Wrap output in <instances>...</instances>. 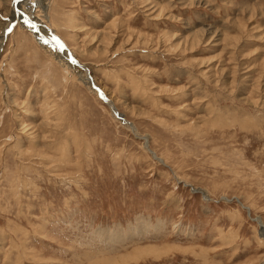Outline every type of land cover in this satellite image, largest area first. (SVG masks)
<instances>
[{"label": "rangeland", "instance_id": "rangeland-1", "mask_svg": "<svg viewBox=\"0 0 264 264\" xmlns=\"http://www.w3.org/2000/svg\"><path fill=\"white\" fill-rule=\"evenodd\" d=\"M17 1L0 0V264H262L264 0Z\"/></svg>", "mask_w": 264, "mask_h": 264}, {"label": "bare ground", "instance_id": "bare-ground-1", "mask_svg": "<svg viewBox=\"0 0 264 264\" xmlns=\"http://www.w3.org/2000/svg\"><path fill=\"white\" fill-rule=\"evenodd\" d=\"M37 2H35L36 3V6H35V8H34V12L36 11V12H41V14L43 15V13L45 12V11H47V7H48V4L50 3V0H36ZM26 2V1H25ZM17 4L19 5L18 6V8L19 7H21L22 6V4L23 5H25V3H24V0H18L17 1ZM25 6H27V5H25ZM36 9H38V10H36ZM31 10H33V9H31ZM30 13H32V11H30V8H29V10H28ZM20 18V17H19ZM33 18H35L34 16H29V19H33ZM40 23L39 22H37L36 23V25H39ZM25 28V27H24ZM39 28H43L41 25H40V27ZM30 31L31 32H33V35H34V38L33 39H35V42H37V44L45 51V52H47L48 54H50L49 53V48H47V46L45 45V43L43 42V41H41L40 39H39V36L37 35V33L36 32H34L33 30H31L30 29ZM45 33V32H44ZM46 36H47V34H45ZM52 36H53V34H52ZM55 36V35H54ZM56 37V36H55ZM49 38V37H48ZM58 38V37H57ZM4 41V39H2L1 40V43L0 44H2V42ZM59 41V44H62L61 43V40H58ZM2 45H0V47H1ZM58 47V51L56 50L55 52H54V55L53 54H50L51 55V57L53 58V59H55L57 62H58V64L62 67V68H64V67H66L67 68V64H68V62H65V61H63L62 62V60L60 59V57H61V52H62V49H60L59 48V46H57ZM63 50L65 51L66 49H64L63 48ZM60 53V54H59ZM70 66V65H69ZM76 66H78L79 67V65H78V63L76 64L75 63V66L74 67H76ZM70 68H71V66H70ZM65 69V68H64ZM73 72H75V71H73ZM82 73V72H81ZM79 78H80V82L90 91V92H92V93H96L97 94V92H98V94L100 95V97H102L101 95V93H100V89H99V91L98 90H94L93 89V87H96L93 83H92V85L86 80V78H85V75L84 74H80L79 75ZM78 78V79H79ZM98 95V96H99ZM104 97V96H103ZM102 100H103V98H101ZM105 100H106V98H105ZM104 100V101H105ZM106 104H108V106L110 107V109H111V111L113 112V115H115V117L118 119V121H120V123L123 125H125V126H127L128 128H130V130H134L132 127H129L128 126V124L127 123H125V121H124V119L122 118V116L121 115H117L114 111V108L112 107V105H111V103L109 104L108 103V100H107V102H106ZM117 112V111H116ZM114 117V118H115ZM136 133V132H135ZM144 139V138H143ZM145 144V143H144ZM144 147L146 148V146L144 145ZM203 196L206 198V195L205 194H203ZM256 221H259V225H260V227H261V225H262V223H261V221L260 220H258V219H255ZM259 234H260V236L264 239V226L262 227V229H260L259 230ZM262 264H264V261H263V263Z\"/></svg>", "mask_w": 264, "mask_h": 264}, {"label": "snow or ice", "instance_id": "snow-or-ice-1", "mask_svg": "<svg viewBox=\"0 0 264 264\" xmlns=\"http://www.w3.org/2000/svg\"><path fill=\"white\" fill-rule=\"evenodd\" d=\"M7 31L10 33V32L12 31V28L9 27V28L7 29ZM57 44H59V41H57ZM63 47H64L63 44H59V48H60V49H63ZM71 62H72V63H75V60H72Z\"/></svg>", "mask_w": 264, "mask_h": 264}, {"label": "water", "instance_id": "water-1", "mask_svg": "<svg viewBox=\"0 0 264 264\" xmlns=\"http://www.w3.org/2000/svg\"><path fill=\"white\" fill-rule=\"evenodd\" d=\"M68 58H69V60H70V61H72V58H71V57H69V56H68ZM94 88H95L96 90H98V91H99V88H98L97 86H96V87H94ZM101 98H103V97H101ZM262 227H263V226L261 225V229H262Z\"/></svg>", "mask_w": 264, "mask_h": 264}]
</instances>
